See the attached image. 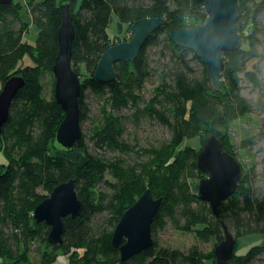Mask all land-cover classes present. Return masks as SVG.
Listing matches in <instances>:
<instances>
[{"label": "trees", "instance_id": "1", "mask_svg": "<svg viewBox=\"0 0 264 264\" xmlns=\"http://www.w3.org/2000/svg\"><path fill=\"white\" fill-rule=\"evenodd\" d=\"M62 3L69 4L75 28L72 69L81 85V129L89 120L90 102L101 104L97 121L86 133L82 130L81 140L67 153L55 145L64 113L54 99V79L49 98L42 81L45 75L53 78ZM190 5V0H24L23 5H0V84L13 76L25 82L0 135L6 160L0 166V264H216L214 248L224 239L223 224L236 242L251 235L264 238V188H257L253 166L244 171L239 164L241 179L222 204L218 219L191 186L205 177L197 170L196 158L207 137H217L237 159L228 131L234 122L253 114L255 107L264 113V65L259 68L256 62L248 68L252 61L264 62V35L257 27L264 0H239L241 46L223 54L218 87L211 84L204 63L193 52L170 42L171 29L204 22V12L191 10ZM23 8L30 24L21 19ZM145 18H161L166 25L150 36L135 60L114 65V81L98 82L94 72L102 54L131 38L119 39L117 33L126 29L130 34V26ZM113 19L116 33L110 36ZM29 26L37 33L34 45L24 41ZM159 48L168 60L155 85L149 53ZM25 56L33 66H19ZM148 81L154 87L146 96L143 89ZM243 82L261 91L263 98L252 102L244 97ZM123 110L131 114L125 116ZM126 120L136 126L143 120L154 121L167 130L168 138L150 148L131 145L125 139ZM193 138H198L199 149L182 147L184 140ZM259 142L264 143V117L257 133L240 146L247 149ZM74 151L82 152L81 162L67 157ZM109 152L118 156L108 158ZM70 180L84 208L76 219L63 220V243L50 245V228L35 223L33 212L57 185ZM148 189L162 199L151 226L153 245L121 262L111 244L113 232L123 213ZM166 230L193 234L202 244L211 243V249L164 247L157 239ZM262 257L264 243L242 256L234 252L226 264H261Z\"/></svg>", "mask_w": 264, "mask_h": 264}, {"label": "water", "instance_id": "2", "mask_svg": "<svg viewBox=\"0 0 264 264\" xmlns=\"http://www.w3.org/2000/svg\"><path fill=\"white\" fill-rule=\"evenodd\" d=\"M257 1V0H250ZM13 0H0V5H10ZM191 10H202L205 20L191 28L169 31L170 42L193 52L205 66L214 87L221 82V61L225 52H233L241 46L239 33V0H190ZM61 24L57 32L58 54L52 68L54 99L64 113L55 134V145L63 152H70L82 138L79 98L81 85L72 69V45L75 38L73 18L68 3L59 6ZM166 21L161 18H145L134 22L129 30L131 38L112 45L102 54L95 72V79L107 84L115 80L114 65L135 60L150 36ZM25 82L20 76L8 79L0 91V135L6 124L11 103ZM196 167L205 175L198 182V199L206 203L213 217L218 219L222 204L234 194L241 179L242 170L238 161L229 154L214 135L204 141L196 158ZM162 199L154 198L146 190L141 197L121 216L111 244L120 254L121 262L131 260L153 245L151 226L161 206ZM84 204L78 199L75 182L70 180L57 185L33 212L35 223H44L50 228L47 241L61 245L66 232L64 219H76ZM224 239L214 248L216 264H226L234 256L236 238L226 225H222Z\"/></svg>", "mask_w": 264, "mask_h": 264}, {"label": "rangeland", "instance_id": "3", "mask_svg": "<svg viewBox=\"0 0 264 264\" xmlns=\"http://www.w3.org/2000/svg\"><path fill=\"white\" fill-rule=\"evenodd\" d=\"M14 3H20L21 5L24 4V0H13ZM21 19L24 23L30 24V17L26 13L25 8H23L20 11ZM257 27L262 31L260 35H264V12L257 20ZM109 33L110 36H113L116 33V21L113 19V22L110 24L109 27ZM117 37L119 39H122L123 37H131V33H127L126 29L120 31V33H117ZM37 38V33L35 29L32 26H29L28 32L24 36V41H26L28 44L34 45ZM261 50V49H260ZM163 55L160 53V48L150 51L149 53V61L151 68L155 71L153 78H152V84L157 85L160 81V75L162 72L163 67L165 66V62L168 59H165L162 57ZM264 61V59H262ZM258 63L259 68L264 65V62L261 61H252L249 63L248 68H252L254 64ZM33 66L32 60L25 56L21 62H19V66ZM195 68H198V65L195 64ZM53 79L49 75H45L42 78L44 88H45V96L50 97L51 96V90H52V84ZM150 81L145 83L144 85V93L146 96H149L151 91L153 90L154 85H152ZM244 90L242 92L243 96L247 99L251 100L252 102L257 101L258 99L263 98V93L258 90L252 89L249 85L246 86V83L243 82ZM2 89V85L0 84V91ZM263 100V99H262ZM101 104L98 106L95 104V102H90V113H89V120L85 122L83 125V132L86 133L89 128L91 129L92 123L97 121L96 117L99 114ZM122 114L125 116H128L131 114L129 110H123ZM264 117V113L255 107V112L251 114L248 118L245 120H238L233 123L231 126L229 132V138L231 141V144L233 145V151L236 155V160L241 165L244 171H248L251 166L255 168L256 172V186L257 188L263 189L264 188V143L259 142L254 147H248L247 149L241 148L242 140L250 137L252 135H255L258 130V125L261 122V119ZM126 127V134L125 139L128 143L131 145L136 144L140 148H150L152 146H156L158 143H160L162 140H166L168 138V132L164 127H161L158 123L154 121L149 120H143L141 121L137 126L134 125V123L130 120H126L125 122ZM198 138L193 139H186L184 140L182 147H186L189 145H195L196 150L199 149V145L197 144ZM231 145V146H232ZM194 146V147H195ZM202 148V146H201ZM88 149L90 152H94L92 149V146L88 144ZM201 150V149H200ZM108 158H114L115 156H118L117 153H107ZM130 158H134L133 155H129ZM71 160H79L81 162L83 160L82 152L80 151H74L71 155L67 156ZM127 158V157H126ZM6 160L3 155V153L0 151V166L5 164ZM197 183V184H196ZM192 190L197 193L198 189V182L196 180L193 181ZM158 243L164 247L171 248V249H179L182 251H186L190 249L191 247H198L204 251H209L211 249V243L208 244H202L199 242L193 234L188 233H180L173 230H166L163 233L159 234L158 236ZM264 238L260 235H251V236H245L242 238H239L237 240V247L235 249V254L237 256L245 255L248 250L253 246H260L263 245ZM31 259L35 261L37 259V256L32 253ZM262 263L264 264V257H262ZM63 261V259H61Z\"/></svg>", "mask_w": 264, "mask_h": 264}]
</instances>
